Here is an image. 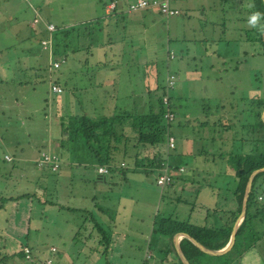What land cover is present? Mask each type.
I'll return each mask as SVG.
<instances>
[{
    "label": "rangeland",
    "instance_id": "1",
    "mask_svg": "<svg viewBox=\"0 0 264 264\" xmlns=\"http://www.w3.org/2000/svg\"><path fill=\"white\" fill-rule=\"evenodd\" d=\"M194 1L198 15L203 8V13L208 10L205 0ZM217 1L220 6L226 7L229 12L226 16H236V11L241 10L246 21L244 26L251 29L250 37H256V30L247 23L248 9L242 11V0ZM109 3L103 9L99 0H0V257L5 256L6 259L1 264H40V260L49 255L54 257L55 264H106L105 247L99 243L101 234L87 218L93 217L106 231L114 232L113 227L122 228V214L128 205L136 173L131 172L127 163L128 160L132 162L129 157L114 167L116 170L126 164L125 178L121 179V175L113 170L97 173L101 166L98 164L97 172H94L95 156L78 132L80 125L75 116L99 118L120 112L135 116L146 112L149 105L157 103V96L169 74L175 76L170 92L175 112L174 134L179 135L184 149H189V144L196 142L198 152L182 154L179 158L182 165L175 169L171 186L176 191L172 192L166 185L161 196L159 187H136L133 216L141 198L148 203L137 209L140 216H145V224L140 228L152 227L155 216L190 219L196 225H220L227 217L225 211L235 204L232 190L236 186V177L227 155L264 149L260 141L264 137V129L251 124L255 105L259 99H264V55L253 50L250 55V48L254 46L258 49L259 42H242L238 35L236 39H229L228 36L235 33L236 29H233L227 33L226 39L221 37L218 42L188 45V52H181L180 49H184L189 40L185 35L177 43L170 42L171 28L166 26L172 17L166 18L157 11L147 9L149 11L145 13L135 11L112 19L103 15V10L109 13L113 8ZM36 15L39 21L34 24ZM46 18L61 28L72 27L71 44L80 48L68 53L70 60L67 65L52 69L48 63L49 73L41 63L51 54L48 47L39 43L41 37H46L45 20L42 21ZM96 19L99 24L95 27L92 22ZM147 19L156 22L147 25ZM122 20H125L124 26L121 25ZM133 20L143 22L144 27L129 28L127 23ZM86 24L94 32L91 38L87 35L90 28L86 29ZM226 24L236 28L233 20L226 21ZM98 28L101 29L99 34L96 33ZM109 35L112 36L111 41H107ZM65 40L67 37L63 36ZM90 41L93 43L91 46ZM216 48L226 56L225 67H222V59L210 57ZM168 50H173L174 56L169 58L171 52L168 54ZM241 50L248 53L244 56ZM191 54L193 59H187L186 56ZM74 68L78 71L71 72ZM108 76L114 78V84ZM64 78L67 80L65 84ZM18 79L30 81H25L26 86L19 87L16 83ZM50 80L60 83L62 92H52ZM112 85L114 92L111 91ZM45 97L47 100L43 103ZM15 98L22 102L23 107L15 102ZM41 107H44L45 115ZM27 112L34 116L33 121L26 120ZM213 118L216 119V127L212 125ZM243 118H247L245 123ZM204 120L209 121L205 123ZM114 123L116 132L123 131L126 138L130 139L135 134L130 127V119ZM224 126L227 127L226 132ZM212 134L215 138L208 146L204 138ZM48 135L51 142L40 146ZM57 135H60L62 145L55 141ZM15 141L18 144L12 145ZM91 145L94 149L99 147L98 144L95 147L94 143ZM20 148L24 151L22 156L17 153ZM44 150L55 152L58 163L63 161V157L72 161L71 181L62 177L58 167L50 170L47 165L43 168L35 166L32 157ZM6 152L21 159L7 161L10 157L4 158ZM142 153L145 155L147 152ZM76 159L83 162L74 164ZM192 166L195 168L192 169ZM86 169L92 171L93 179L97 180L95 185L85 180L75 182L76 176L83 178ZM156 173L152 168L147 175L149 182H154ZM139 180L146 182L143 177ZM65 187L80 195L91 190L97 197L98 207L105 210L93 209L90 213L68 210L67 207L73 209L77 206L72 200L67 202ZM20 194L28 196L4 199ZM214 207L219 211L212 209ZM111 217L115 226L113 219L111 223L108 220ZM133 226L134 222L131 223ZM77 229L80 231L74 234ZM157 235L143 236L131 230L132 238L141 242L139 250L132 252L145 255V246ZM85 236H88L86 240ZM143 237L147 240L145 245ZM24 245L30 247L34 255H40L33 259L23 258L19 252ZM50 245L57 248L55 253L49 251ZM128 251L126 247L123 255L131 254ZM162 253L168 261L162 259L155 262L171 264L169 258L174 254L170 251ZM217 256L208 263L264 264V221L251 219L250 226L238 237L237 246ZM137 258L141 259L140 264H153L152 258ZM125 261L129 262L123 258L121 264ZM111 264H114L112 259Z\"/></svg>",
    "mask_w": 264,
    "mask_h": 264
},
{
    "label": "trees",
    "instance_id": "2",
    "mask_svg": "<svg viewBox=\"0 0 264 264\" xmlns=\"http://www.w3.org/2000/svg\"><path fill=\"white\" fill-rule=\"evenodd\" d=\"M110 1H115V7L111 9L112 11H115V8L118 3L117 1L119 0H99V2L102 4L103 9L105 8L106 4H108ZM125 3L127 5L128 2L126 1ZM250 5L251 7L249 9V13L251 14L254 11L261 13V20L258 22L257 27L252 26L253 30H256V37L251 36V38L249 37L247 41L251 42L255 40V42H259V48H256V52L254 53L259 52L264 55V6L261 0H250ZM105 14L106 13L103 10V15L105 16ZM44 20L45 22H51L47 18L42 19L43 22ZM92 23H95L96 27V24H99V21L96 19ZM54 26H56L55 30L51 33V58L59 59L61 57H65L66 63L67 57L70 56V54L68 53H70V51L75 52L80 49L75 48L76 46L73 47L71 44L72 36L70 35L73 33L72 31H74V29L72 27L61 28L58 24H54ZM88 27L90 29L87 35L91 38V35H93L94 32L91 30V27L87 26L86 24V29H88ZM100 28L97 29V34L100 33ZM63 36L67 37V41H63ZM91 45H93L92 41H90V46ZM60 52H63V54H60ZM169 53L170 52H168V54ZM58 54H60V56L56 57ZM168 56L170 58L172 57V54ZM61 66L62 64L60 65V67ZM43 68L45 69V66H43ZM52 81H54V83L57 82L55 80ZM171 91L172 88L166 89L164 83L161 87L159 95L157 96V103L155 105H149V108H147L146 112L137 114L135 116H130L126 112L115 113V115L112 114L108 117L103 115L99 118H93L85 115L75 116V121H77L80 125L78 132H80V135H82L85 139L84 142L86 143V145L92 150L91 152L92 154H94L95 160L97 161L98 165H104L105 167H107L106 169L108 171L113 170L119 173L120 175L124 176L126 174L127 169L126 164H123V167L116 168V170L114 169V167L119 166V164H121L125 158L129 157L135 162V165H141L145 169L150 168L144 171V173L148 175V173L151 172L153 167H155L157 170L160 164L164 162L168 164L169 169H171V178L173 180L174 172L176 171L175 169H177L180 164L182 165V163H177L171 159L172 154L175 153V147L177 142L176 135L173 131V124L175 119L168 121L164 117L167 108L175 114L174 106L172 103V96L170 94ZM165 94L168 95L167 106L162 102V97ZM251 101L253 102V99ZM255 107L256 109L254 112V120L251 124L255 127H258L259 129H264V125L260 117L261 112L264 109V99H259ZM247 111L248 108H246V112ZM250 115H252L251 112ZM126 118L131 120L130 127L135 132V134L130 139L126 138L123 135V131L121 133H117L114 128L115 121L121 123L123 119ZM246 120L247 118H243L244 123L246 122ZM212 125L216 127L215 122ZM225 126L224 130L226 132L227 127ZM166 133L175 137V147L172 150L166 149ZM214 138L215 137L212 134L211 137H205L204 139H206L205 141L210 144L214 141ZM260 141L264 145V137H262ZM91 143H94V147L95 145L97 146V144L99 145V147L94 149ZM103 146L104 148L102 152ZM142 151H144V153H147L143 155ZM117 156H119V158H117ZM227 159L229 164L231 165V168L233 169L234 176L236 177V186L233 191L236 208L233 210L225 211L227 217H225L224 222L220 223V225L218 226H206L196 225L188 220H178L177 218L171 216L154 217L152 232L158 235L160 234L166 236L168 238V251L164 250L162 252H172L176 259V264H182V262L176 255L171 241L173 234L176 232L188 233L197 241H199L202 245L211 250H218L225 246L229 239L232 225L241 209L242 197L247 178L252 170L264 166V149L260 151L255 150L254 152L249 153L228 154ZM127 163H129V161H127ZM263 186L264 171H260L256 173L252 179L248 198L246 201L245 214L236 229L234 243L229 250L237 246L238 237L242 236L244 234V231L250 226L251 219L258 218L260 221H264V200H257L258 195L264 194ZM27 196V194H20L16 195L15 197H8L4 199H18ZM70 210L75 211V209ZM88 213H90V211ZM88 218L87 220L94 224L97 233L101 234V239L99 240V243L104 244V247L106 248H104V253L105 255H107V242H109L110 239V234H108L109 232L106 231L103 226L99 222H97L93 217H90V219ZM87 238L88 236H85V239ZM179 246L190 264H207L208 261H212L213 258L219 257L217 255H209L200 251L186 237H182L179 240ZM25 247H27L30 251L28 257H26V254L24 252ZM50 247H54V251H51ZM48 249L51 253H55L57 251V248L54 245H50ZM19 255L25 259H33L34 257H36V255H40V253L34 255L31 248L27 245H24L21 248ZM48 258L51 259V264H55L54 257L52 255L43 257L40 260V264H43L44 261ZM4 260H6L5 256H1L0 264L1 261Z\"/></svg>",
    "mask_w": 264,
    "mask_h": 264
},
{
    "label": "crops",
    "instance_id": "3",
    "mask_svg": "<svg viewBox=\"0 0 264 264\" xmlns=\"http://www.w3.org/2000/svg\"><path fill=\"white\" fill-rule=\"evenodd\" d=\"M126 1L129 2L130 0H119L118 3H117V6L115 8V11L110 10L109 13L105 12L106 13L105 15L108 16V17H111L113 19V18H117L118 16H121L123 14L132 13V12L126 11V3H125ZM248 2H249V6L247 5ZM205 3L207 4L208 10L205 13H203V11H204V8H203L202 11H201L202 13L199 14V15L197 14V9H196L194 0H175V2L173 3V5L179 9V13L170 16L172 18L169 20V23H168V25L166 27H169V29L171 28L170 31H171L172 34H170V39L169 40L173 44H174V42L177 43L179 40H182V38H184L185 35L187 36L189 42H188V44L186 45V47L184 49H180L181 52L186 51V53H187L188 49H189L188 45L190 47H192V46H197V44L199 42H206V43L218 42L221 37H224V39H226L227 36H228L227 33L230 32V31H233V29H236L235 33L232 34L231 36H228L229 39H231V38H235L236 39L235 36L238 35V38L242 42H249V41H247V39L250 37L249 32H251L250 31L251 29H248L247 27L244 26V24H245L244 22H246V21L243 20L244 17H243V15H241V12H240L241 10L236 11L237 12L236 16H234V14H232L231 16H226V14L228 12L226 7L220 6L219 2L217 0H214V1L205 0ZM242 4H243L242 11H244L245 9L246 10L248 9L247 12L249 13V9L251 7L250 0H242ZM149 10L157 11L155 9H149ZM149 10L140 9V10H137V12H144L145 13V12H148ZM223 11H224V13H223ZM233 11H235V9L231 10L232 13H233ZM224 20H225V22L222 23L221 21H224ZM230 20H233L235 22V25H236L235 27L236 28H232L231 24H226V21H230ZM124 21L125 20H122V24H121L122 26H124L123 25ZM135 21H137V22H135ZM146 21H147V25L149 23L153 24V23L156 22V21L150 20V19H147ZM128 22H130V23H127L128 25L127 24L126 25L129 28L130 27H139L140 28V27H144V25H145L143 22L140 23L139 20H133V21H128ZM226 25H228V26H226ZM147 28H148V26H147ZM179 32H180V34H178ZM211 35H213V36H211ZM111 40H112V36L109 35L108 38H107V41H111ZM205 47H207V46H205ZM250 49H251L250 55H252V52L256 51V47L253 46V48H250ZM168 52H171V54L173 56L175 54V52L173 50H171V51L168 50ZM247 53L248 52L246 50H241V54H243L244 56ZM68 57H67L66 63L62 64V66L69 64L70 56H68ZM186 57H187V59H189V58L193 59V55L192 54L189 55V56H186ZM210 57L212 59H214V60L216 58L222 59V61L224 62L222 67H225V58H226V56L223 55V54H220L218 52L217 48L213 49ZM48 63H49V58L48 59L44 58L42 60L41 64L47 67V71L49 73ZM68 69H72V68H68ZM76 70L77 69L74 68L71 72H73V71L76 72ZM110 77L111 76H108V78H110ZM176 77L178 79V75H176ZM25 81L29 82L30 80H25ZM25 81H24V79H23V81L18 79L16 83H17V85H19V87H24V86H26V85H24L26 83ZM63 81H64V84L67 83V80L65 78L63 79ZM107 81L109 82L110 79H107ZM79 82H80V79H79ZM111 82H113V84H114V78L113 77H111ZM50 83H54V81L50 80L49 81V85H50ZM55 83L61 86L60 83H58V82H55ZM61 87H63V86H61ZM111 91L112 92L115 91V87L113 85L111 87ZM15 100H16L15 102L19 103V105L21 104V106L23 107V104H22L21 101L18 102L17 98H15ZM46 100H47V98L45 97L43 99V103ZM112 107H115V105L112 106ZM59 108H60V106H59ZM59 108H56V109L59 110ZM41 109H42L41 112L43 113V115H45V112H43L44 107L43 108L41 107ZM212 113L213 112H211L210 114H212ZM25 116H26V120L28 122L29 121H33V117L34 116H30V113H28V112L25 113ZM213 120L214 121H212V123H214L216 121V119H214V118H213ZM204 121L206 123L209 120H204ZM65 130L66 129L64 128V131ZM64 131H63V135L65 134ZM177 133L179 134V132H177ZM178 136L179 135L176 136V141L177 142H176V147H175V153L172 154L171 159L173 161L177 162V163H180L179 158H181L182 154L197 153L198 150H196V147H197V145H195L196 142H194V143L192 142L191 144H189V145H191V147L189 149H184L182 147V145H181V142H179ZM50 138L51 137L48 135V137L46 138L45 142H43L40 146H42L43 144H45V145L49 144L51 142ZM54 138H56L55 141H57L59 143V145H62L59 142L60 135H57ZM61 142H63V141H61ZM14 143L18 144V142L15 141V142L12 143V145ZM211 144H213V142H211L209 145L211 146ZM44 151H46V150H44ZM46 152H51V153L55 154V152H52V151H49V150L46 151ZM17 153H18V156H20V155L22 156L24 154V151L20 148V151H18ZM88 153H89V150H87V154ZM6 155L7 156L9 155V157H10V159L7 160V161H14V160L17 161L18 159H21L20 157H17V156H15V158H14V156L11 153H8V152H6L4 154V158H5ZM38 156H40V152L39 151L36 152V155L32 157V160L35 163L36 167H38L36 165V161H37ZM91 158H92V156H91ZM62 159H63V161L59 162V166H58L57 170L61 171L62 177L65 176L66 180L71 181L72 180V176L71 175H72V170H73V168L71 166V164H72L71 162L72 161L70 159H64V157ZM82 162H83L82 159H76L74 164H80ZM94 164H95V170H94V172H95L96 168H97V164H98L96 160H95ZM128 165L131 167V172L136 173V175H134L132 193L129 196V200L127 201L128 205L127 206L125 205L126 207H124V211H123V214H122L123 218H124L122 228L117 229L116 227H113L114 230H115L114 232H112V230L108 231L109 232L108 234H110V239H109V242H107L108 243L107 251L109 253H107V255H105L106 264H111V259L113 260L114 264H121L123 258L129 261V262L125 261L124 264H131V263H133V261L135 263L137 262V264L138 263L140 264L141 263V259H138L137 258L138 256L140 258H142V260H147L148 258L149 259L152 258L153 264H157L155 262V260L164 259V260L168 261V257L167 258L164 257V254L162 253V251H164V250L168 251L169 240H168V238H164L160 234L157 235L154 240L149 241L148 245L145 246V250H144V254L145 255H143L141 253L139 255H137V254L132 252V251H135V250H139V248L141 246V242L140 241H136L135 239L132 238L131 230L140 232V234L143 235V236H149V235L151 236L153 234L152 227L148 228V227L143 226L142 228H140L141 225L145 224V216L144 215L140 216V214L137 213L138 212L137 209L140 208V205L142 207H144V205L146 206L148 204L146 200L141 198V200L138 202V204H140V205L138 206V208H136V211L134 212L135 217L133 216V205H134V202H135L136 187H138V186L152 187L150 185H153L155 188H157V186L155 185V179H154V182H152V183L149 182L148 181L149 177L144 173V171H146V170H148L150 168L145 169L141 165H135L134 161L133 162H129ZM139 166H141L139 169H142V170L138 169ZM47 167H48V165H47ZM40 168H43V166L42 167L40 166ZM193 168H195V167L192 166V169ZM153 169L155 171H157L155 167H153ZM189 170H191V169H189ZM196 170H197V168L195 169V171ZM84 171H85V173H84L83 178L81 179V178H78V176H76L75 177V182H79V181L82 182L83 180H85V182H89L91 185L92 184L95 185L94 183H96L97 180H95V178L93 179V175L91 173L92 171L91 170L88 171L87 169L84 170ZM137 171L141 172L142 175L140 176V173H137ZM61 173H60V177H61ZM125 176H126V174L124 176L121 175L120 177L122 179V178H125ZM142 177H143L144 180H146V182H140L139 179H141ZM173 179H174V176H173ZM186 180H188V179H186ZM172 184H173V180L171 181V183L168 184V186H169V189H171V191L174 192V191H176V189L174 190V189L171 188ZM164 188H165V186L160 188L162 190L161 196L163 195ZM234 189H235V187L233 188L232 192L234 191ZM64 194L68 198L67 202H70L71 200L75 202V205L77 206V208H73V209H75L76 212L77 211L79 213L86 212V211H90L91 212V210H93V209L96 210V211H100V212L105 210V208L98 207L97 199H96L97 197L94 194V192H91V190H88L87 193H82L80 195L77 192L73 193V192L69 191L68 189L66 190V187H65ZM68 196H71V197L69 198ZM119 205H121V204H119ZM235 208H236V204L231 206L228 210H233ZM212 209H215V210L219 211V208H217V207H214ZM68 210H70V209H68ZM75 211H73V212H75ZM115 212H116V215H117V211H115ZM115 212H113V215H115ZM111 219H113V217H111ZM111 219L109 218L108 220L110 221ZM113 221H114V225L113 226H115V220L113 219ZM132 222H134V226L133 227H131V223ZM144 228H146V230H144ZM77 230H75L74 234H77L80 231V230H78V231ZM181 238L182 237L178 238V240H177L178 243H179V240ZM84 240H86V239H84ZM142 241L144 242V245H145V242L147 240L144 239V237H143ZM171 241H172V239H171ZM152 243H153V245H151ZM126 247L129 248L128 252L131 253V254L127 253L126 256H124L123 252L125 251ZM157 253H159V254H157ZM158 255H161V256L158 257ZM143 256H144V258H143ZM110 257H112V258H110ZM135 263H133V264H135ZM169 263L176 264L175 257H170L169 258Z\"/></svg>",
    "mask_w": 264,
    "mask_h": 264
},
{
    "label": "built area",
    "instance_id": "4",
    "mask_svg": "<svg viewBox=\"0 0 264 264\" xmlns=\"http://www.w3.org/2000/svg\"><path fill=\"white\" fill-rule=\"evenodd\" d=\"M175 0H130L126 5V11L134 12L140 9H155L160 14L165 17H169L179 13V9L173 5ZM111 3V4H110ZM109 5H112L113 8L115 7V1H110ZM111 7V6H110ZM112 8V9H113ZM39 21L38 16L36 15L33 18L34 24ZM55 30V26L52 22H44V31L46 32V37H41L39 43L42 47H48L50 54H51V33ZM51 56V55H50ZM65 63V57H61L59 59L49 58V64L52 69L60 67L61 64ZM175 76L173 74H169L166 77L165 86L166 89H171L174 86ZM50 90L52 92H61L62 88L60 85L56 83H51L49 85ZM162 102L167 106L168 105V95L165 94L162 97ZM167 108V107H166ZM164 117L169 121L175 118V114L167 108ZM165 145L167 150H172L175 147V137L173 135H169L166 133ZM6 159H9L8 156H5ZM37 166L48 165L51 170L56 169L59 166L57 156L54 153L42 151L40 153L39 158L36 161ZM104 165L98 167V173H106L108 170ZM179 169V167L177 168ZM176 169V170H177ZM171 169H169L168 164L162 162L157 169V174L155 175V185L159 188L169 184L172 180L171 178ZM257 200L262 201L264 200V194H260L257 196ZM51 251H54V247H50ZM24 252L26 257L29 256V249L27 247L24 248ZM43 264H51V259H46Z\"/></svg>",
    "mask_w": 264,
    "mask_h": 264
},
{
    "label": "water",
    "instance_id": "5",
    "mask_svg": "<svg viewBox=\"0 0 264 264\" xmlns=\"http://www.w3.org/2000/svg\"><path fill=\"white\" fill-rule=\"evenodd\" d=\"M261 1H262L263 6H264V0H261ZM260 117H261V120H262L263 125H264V109L262 110ZM260 171H264V166H261L259 168L252 170L251 173L249 174L248 178H247L245 188H244V192H243L240 212L237 215V217H236V219L232 225L229 239L223 248L218 249V250H211V249L205 247L204 245H202L199 241H197L195 238H193L188 233H185V232L174 233V235L172 236V244H173L174 250L176 252V255L178 256V258L180 259L182 264H190V263L186 259L185 255L183 254V252L179 246V243L177 241L179 237L188 238L200 251H202L206 254H209V255H221V254L225 253L226 251H228L232 247V245L234 243L236 229H237L239 223L241 222V220L245 214L246 201L248 198L252 179H253L254 175Z\"/></svg>",
    "mask_w": 264,
    "mask_h": 264
},
{
    "label": "clouds",
    "instance_id": "6",
    "mask_svg": "<svg viewBox=\"0 0 264 264\" xmlns=\"http://www.w3.org/2000/svg\"><path fill=\"white\" fill-rule=\"evenodd\" d=\"M260 20H261V13L254 11L248 16L247 23L250 26L257 27L258 26V22Z\"/></svg>",
    "mask_w": 264,
    "mask_h": 264
}]
</instances>
